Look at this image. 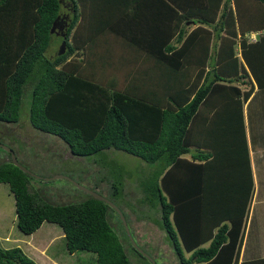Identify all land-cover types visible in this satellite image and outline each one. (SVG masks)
Segmentation results:
<instances>
[{
  "label": "trees",
  "instance_id": "1",
  "mask_svg": "<svg viewBox=\"0 0 264 264\" xmlns=\"http://www.w3.org/2000/svg\"><path fill=\"white\" fill-rule=\"evenodd\" d=\"M233 1L0 0V123L17 122L28 99L32 126L62 138L73 155L106 168L113 161L108 150L116 148L150 164L138 179V202L148 206L142 216L164 230L180 264H264V256L239 261L254 189L243 108L253 87L232 82L250 71L264 86V0ZM66 16L65 35H58L63 50L58 44L51 57L52 23L57 28ZM191 18L204 24L218 18V42L203 24L184 37L181 22ZM236 21L242 34L263 30L255 42L241 38L244 63L234 50ZM175 33L178 46L169 44ZM34 177L10 156L0 163L20 231L55 222L69 252L92 251L96 264H131L107 202L85 193L53 204L29 188ZM122 179H111L110 193L130 205ZM120 223L126 242L145 257ZM192 227L199 231L194 242L186 237ZM0 264L38 263L20 246L0 244Z\"/></svg>",
  "mask_w": 264,
  "mask_h": 264
},
{
  "label": "rangeland",
  "instance_id": "2",
  "mask_svg": "<svg viewBox=\"0 0 264 264\" xmlns=\"http://www.w3.org/2000/svg\"><path fill=\"white\" fill-rule=\"evenodd\" d=\"M72 14L73 12L70 11L69 16ZM71 37L70 33V39ZM60 40L58 35L53 36V42L47 50V55L52 57L56 53ZM119 50L121 49L119 48ZM75 55L73 53L69 58H74ZM117 77L120 80L121 73H117ZM28 111V99H24L19 120L7 124L0 123V142L12 148L21 164L41 176L32 178L29 188L36 191L44 200L53 204H65L81 200L85 197L84 191L67 178L55 177L57 174L68 175L112 201L120 202L133 238L145 252L142 254L147 253L157 264H180L171 245L166 240L164 230L160 229L153 221L142 216V211H148V206L138 202V198L142 195L138 186V179L141 175L150 171L148 166L150 164L135 154L116 148L107 149L108 159L113 161H109L110 165L106 168L91 161L94 158L73 155L62 138L33 127L29 120ZM263 125L264 122L262 121L261 126ZM259 139L261 142L263 141L261 137ZM260 148L264 151V143H261ZM6 160H9V153L0 146V163ZM120 170L125 171V174L117 175ZM126 171H129L130 175H127ZM120 176L123 177L122 181L125 183L124 199L130 205H127L122 199L113 198L110 193L111 179L120 178ZM43 177L50 178L45 179ZM108 211L109 221L125 244V250L131 264H149V258H146V255L145 257L139 256L126 242V238L124 239L122 236L121 223L116 212L111 207L108 208ZM137 213L138 218L136 217ZM154 215L157 216L158 212H154ZM245 220L247 221V219ZM252 222L261 231L259 237L262 235L264 237V214H254ZM49 226L54 229L53 239L48 244V249L46 246L41 247L44 249V253L47 252L48 254L45 253L47 262L50 264H96V254L92 251L81 249L70 253L67 250L64 234L61 235L63 233L62 228L57 223L44 220L40 229L45 231ZM38 235L39 233L36 237ZM5 236H8V240L11 241H2ZM28 237L29 235L20 231L16 225L14 196L8 183L0 182V241L2 245L6 247L18 245L21 248H26L25 240ZM252 244H257V242ZM183 250L186 256L190 254L187 249L183 248ZM244 250L242 256L243 249L240 248V258L254 256L264 251L260 248Z\"/></svg>",
  "mask_w": 264,
  "mask_h": 264
},
{
  "label": "crops",
  "instance_id": "3",
  "mask_svg": "<svg viewBox=\"0 0 264 264\" xmlns=\"http://www.w3.org/2000/svg\"><path fill=\"white\" fill-rule=\"evenodd\" d=\"M233 0H231V4H233ZM143 12V11H142ZM141 14V11L135 13V17H139ZM143 15V13H142ZM90 17V14H89ZM139 19V18H138ZM194 18L186 19L185 21L181 22V27L184 29V37L190 32L195 26L198 24H203L205 27L212 30L211 38L212 40H217L216 37L218 35L217 30H213V24L215 21L218 20L216 18L215 21H213V24H204V23H198L193 22ZM249 19V16L246 18ZM88 20L92 21L91 18ZM137 20V19H136ZM183 24V25H182ZM236 27H237V38L234 46L235 54L242 60L244 63V59L242 57L241 53V45L240 40L241 38L245 37L247 39V42H255L260 35L263 34V30L261 28L259 29H252L249 31H246L244 34L240 33V30L238 29V21H236ZM129 32L132 31L131 28L128 30ZM181 40L177 39V33L173 34L171 38H169V44L178 46L180 45ZM125 51L130 49V53L133 52L132 48H130L128 45H125ZM255 56L258 58L259 55ZM262 57V56H260ZM264 64V63H263ZM264 66V65H263ZM245 67L247 69V65L245 64ZM208 68H211L209 64L206 65V70ZM264 68V67H263ZM249 74L245 77H241L239 80L236 78V76H233V84H238L240 88L247 89L250 87H253L250 95L248 96L247 100L243 104L244 108V117H245V123H246V132H247V138H248V146H249V153H250V160H251V168H252V174H253V181H254V189L253 194L251 197V201L248 207V212L246 216V223L244 226V232H243V239L241 244V249H243L242 256L244 254V249H264V237H259V234H261V231L259 228L253 225L254 222H252V218L257 213L264 214V151L260 148L261 143H264V125L261 126L262 121L264 122V86H258L256 80L252 76L251 72L248 71ZM243 80V83L241 82ZM259 137L262 138V142L260 141ZM189 156V154H187ZM15 205V200H14ZM257 212V213H256ZM193 216H190L189 218H192ZM47 221V220H46ZM43 223V222H42ZM41 223V225H42ZM197 224V223H196ZM41 225L33 232L27 234L29 235L28 238L25 240L26 248L24 249V252L29 254L34 258V260L38 264H50L47 262V252L44 253V249L41 248L43 246H46L48 249V244L53 239V227L49 226V228L45 231H41ZM200 227H202L203 230L206 231L204 224H199ZM217 228H214V231H216ZM63 231V230H62ZM39 233V235L36 237V235ZM190 233L192 236H187L189 240H192L194 242L197 239V234L199 231L196 230V227H192L190 229ZM201 234H204V232L200 231ZM64 233H61L63 235ZM195 234V235H194ZM254 234V235H252ZM8 236H5V238L2 241H11L8 240ZM210 240H206L204 242H201L200 244H197V246H207L210 243ZM253 242H257V244H252ZM263 243V245H261ZM0 244L2 245L1 241ZM4 246V245H2ZM6 247V246H4ZM46 251V249H45ZM241 252V251H240ZM73 253V252H70ZM264 256V251L262 253L256 254L254 256H248V257H241L239 256V261L242 259H248V258H254V257H262ZM38 260V261H37ZM61 262V261H60Z\"/></svg>",
  "mask_w": 264,
  "mask_h": 264
},
{
  "label": "water",
  "instance_id": "4",
  "mask_svg": "<svg viewBox=\"0 0 264 264\" xmlns=\"http://www.w3.org/2000/svg\"><path fill=\"white\" fill-rule=\"evenodd\" d=\"M68 21H66L67 23ZM51 32H55L57 33V28H56V20L53 21L52 23V26H51V29H50ZM61 35H65L64 32L61 33ZM63 45H64V41H62V43L60 44V52L63 50ZM0 146H2L8 153H9V156H10V160L15 164L17 165L18 167H20L22 170H24L25 172L31 174V175H34L35 177H41L35 173H33L31 170H29L27 167H25L23 164H21L19 162V160L17 159L15 153L13 152L12 148L7 146V145H4L3 143L0 142ZM55 177H64V178H67L69 179L70 181H72L78 188H80L82 191H84V193H87L91 196H93L94 198H97V199H101V200H104L105 202H107L111 207H113L116 212L118 213L119 215V218L120 220L122 221V224L124 226V229L127 233V235L130 237L132 243L137 247V249L139 251H141L142 253H145L144 250L142 248H140V246L137 245L135 239L133 238L132 234H131V231H130V228H129V224L123 214V211L121 210V208L114 202L112 201L111 199L107 198L106 196H104L103 194L85 186V185H82L81 183L75 181L74 179H72L71 177H69L68 175H64V174H57L55 175ZM45 179H48L50 177H43ZM149 259L150 261L152 262V264H157L156 261L151 257L149 256L147 253L145 254Z\"/></svg>",
  "mask_w": 264,
  "mask_h": 264
},
{
  "label": "flooded vegetation",
  "instance_id": "5",
  "mask_svg": "<svg viewBox=\"0 0 264 264\" xmlns=\"http://www.w3.org/2000/svg\"><path fill=\"white\" fill-rule=\"evenodd\" d=\"M69 17L66 16V18H62V19H59V21L57 22V35H59L60 33H62L63 29L65 30L66 26L68 23H66V21L69 22Z\"/></svg>",
  "mask_w": 264,
  "mask_h": 264
},
{
  "label": "clouds",
  "instance_id": "6",
  "mask_svg": "<svg viewBox=\"0 0 264 264\" xmlns=\"http://www.w3.org/2000/svg\"><path fill=\"white\" fill-rule=\"evenodd\" d=\"M195 263V262H194Z\"/></svg>",
  "mask_w": 264,
  "mask_h": 264
}]
</instances>
